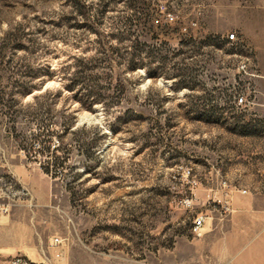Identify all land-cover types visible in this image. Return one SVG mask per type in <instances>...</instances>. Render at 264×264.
Listing matches in <instances>:
<instances>
[{"label": "rangeland", "instance_id": "1", "mask_svg": "<svg viewBox=\"0 0 264 264\" xmlns=\"http://www.w3.org/2000/svg\"><path fill=\"white\" fill-rule=\"evenodd\" d=\"M133 14L145 65L100 60L99 84L111 72L116 85L101 101L87 107L59 71L46 75L101 57ZM15 30L23 48L9 44L0 88L11 90L14 65L13 79L32 84L41 68L42 83L0 104V203L32 202L0 220L32 215V259L60 235L62 264H264V0H0V36ZM177 68L191 88L173 86ZM251 86L258 97L237 105ZM45 89L47 105L32 106Z\"/></svg>", "mask_w": 264, "mask_h": 264}, {"label": "trees", "instance_id": "2", "mask_svg": "<svg viewBox=\"0 0 264 264\" xmlns=\"http://www.w3.org/2000/svg\"><path fill=\"white\" fill-rule=\"evenodd\" d=\"M85 5V4H83ZM85 7V6H83ZM81 7H79L80 9ZM80 11V10H77ZM81 17H83V25L84 26H92V21L90 18H93V15L87 11L78 12ZM96 15V14H95ZM98 19V17H97ZM142 17L136 14L121 17L116 26L113 27L112 32L110 33L111 38H115L117 43L115 45H109L108 49L103 48V44L101 45L100 54L97 55V52L90 57H77L74 62V69L72 72L67 71V67L60 66L57 69H50L49 65H45L43 68H46L47 76L51 78L54 72L59 71L61 73V79L63 80V87L67 90L73 92V96L77 99L81 100L85 103L87 107H90L95 102H99L102 99L103 91L110 89L113 87L116 89V85L112 86V74L105 73L103 78L109 79L106 85L99 84L100 75L97 73L100 60L106 61L105 63L109 66V70L111 71L113 66L112 58L116 57L118 59V63L123 64L125 69L128 71H135L137 68L144 67V56L143 54L146 52L144 49V42L140 41L135 35V26L136 23L141 22ZM19 30L15 31H7L4 36H0V83L4 80V76L2 72V66L6 64H11L12 58L7 55V49L10 47V43L12 41H17L15 46L11 47L14 52L16 50L23 48L22 43V34L18 33ZM128 42V43H127ZM126 43V44H125ZM109 51V52H108ZM153 61H162L165 62V58H162L158 54H151V62ZM19 65L16 67L12 66V70L10 71V76H7V80H10L9 85L11 90L6 92L2 88H0V104L5 102V104L13 105L16 98L21 97L27 94L32 87L35 88L37 85L40 86L42 83L41 79H38L39 82H33L36 78L39 77L40 69H36L32 75V84H28L26 81H20L16 78L13 79L15 74L20 70ZM177 70H173V72L167 74L169 78H173V86L175 88H191L189 84L186 82L184 73L179 72ZM182 70V69H181ZM175 71V72H174ZM14 75V76H12ZM149 75L155 78L158 75V72L153 70ZM179 79H176V77ZM60 91V89L58 90ZM51 91L49 89H45L40 93H36L33 95L32 106L37 107H45L47 105V100L50 98ZM42 100V101H40ZM223 113V112H221ZM223 117V114H221ZM229 118H235L233 114H229ZM248 122L246 124H242L240 127V133L247 134ZM75 126L74 120H67L63 122V128L60 130V133H57L59 137L66 132H69L71 128ZM83 128V127H80ZM76 129V128H75Z\"/></svg>", "mask_w": 264, "mask_h": 264}, {"label": "crops", "instance_id": "3", "mask_svg": "<svg viewBox=\"0 0 264 264\" xmlns=\"http://www.w3.org/2000/svg\"><path fill=\"white\" fill-rule=\"evenodd\" d=\"M9 205L31 207L32 202H13ZM3 215L0 214V216ZM10 218L8 224H6V217L0 220V264H9L5 258L13 254H18L33 262L44 261L51 254H46L44 250H41L37 258L32 259V254L37 252L32 251V215L28 220ZM63 260V257L62 260H54V264H62Z\"/></svg>", "mask_w": 264, "mask_h": 264}, {"label": "built area", "instance_id": "4", "mask_svg": "<svg viewBox=\"0 0 264 264\" xmlns=\"http://www.w3.org/2000/svg\"><path fill=\"white\" fill-rule=\"evenodd\" d=\"M166 16L170 19H172V16L170 13H166ZM228 39H235V33L231 32L227 35ZM259 89L256 86H251V90L249 93H239L235 96V103L237 105H247L250 103L248 97L250 95L253 96V98L258 97ZM9 202L0 203V214H5L9 210ZM204 219L202 216H197L193 220V228L194 230H197L201 227ZM50 245L52 247V252L49 254V256L46 257L44 261L41 262H33L28 260L27 258L16 255L12 257L9 261V264H54V260H61L63 257V247L65 245V239L60 235H53L50 239Z\"/></svg>", "mask_w": 264, "mask_h": 264}, {"label": "water", "instance_id": "5", "mask_svg": "<svg viewBox=\"0 0 264 264\" xmlns=\"http://www.w3.org/2000/svg\"><path fill=\"white\" fill-rule=\"evenodd\" d=\"M33 94V93H32Z\"/></svg>", "mask_w": 264, "mask_h": 264}]
</instances>
